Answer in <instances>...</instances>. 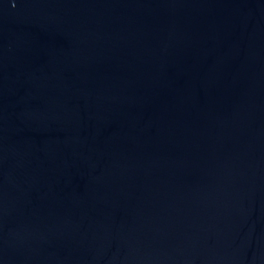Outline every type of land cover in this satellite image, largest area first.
Listing matches in <instances>:
<instances>
[{
  "label": "water",
  "instance_id": "water-1",
  "mask_svg": "<svg viewBox=\"0 0 264 264\" xmlns=\"http://www.w3.org/2000/svg\"><path fill=\"white\" fill-rule=\"evenodd\" d=\"M0 264H264V0H0Z\"/></svg>",
  "mask_w": 264,
  "mask_h": 264
}]
</instances>
